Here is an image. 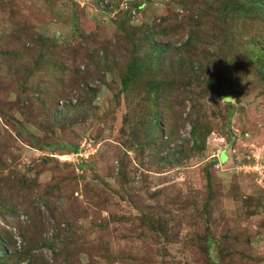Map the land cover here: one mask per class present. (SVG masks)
<instances>
[{
  "label": "rangeland",
  "instance_id": "rangeland-1",
  "mask_svg": "<svg viewBox=\"0 0 264 264\" xmlns=\"http://www.w3.org/2000/svg\"><path fill=\"white\" fill-rule=\"evenodd\" d=\"M257 159L264 0H0L8 264H264Z\"/></svg>",
  "mask_w": 264,
  "mask_h": 264
},
{
  "label": "trees",
  "instance_id": "trees-1",
  "mask_svg": "<svg viewBox=\"0 0 264 264\" xmlns=\"http://www.w3.org/2000/svg\"><path fill=\"white\" fill-rule=\"evenodd\" d=\"M40 39L41 42L45 41L43 40L41 37L37 36V40ZM197 73H198V77L203 75V71L200 69H197ZM25 84H23L22 86H24ZM11 210V209H9ZM8 209L4 210V211H9ZM16 211V210H15ZM30 226V225H28ZM6 236H12V233L7 232L5 237L2 238V236H0V254L3 255L2 258H0V264H8L11 261L12 256H10L7 252L6 249L8 247V245H10L11 242V237H6ZM22 238H23V245L20 248V251L17 250L16 253L14 254L15 256H17L18 258H20L22 261L23 259H26L25 257L28 256V250H27V234L23 233L21 234ZM2 239H5V241L3 242ZM15 263V262H14Z\"/></svg>",
  "mask_w": 264,
  "mask_h": 264
},
{
  "label": "built area",
  "instance_id": "built-area-1",
  "mask_svg": "<svg viewBox=\"0 0 264 264\" xmlns=\"http://www.w3.org/2000/svg\"><path fill=\"white\" fill-rule=\"evenodd\" d=\"M253 175L259 184L264 183V160H256L253 165Z\"/></svg>",
  "mask_w": 264,
  "mask_h": 264
}]
</instances>
